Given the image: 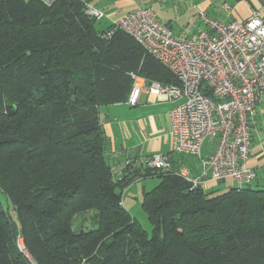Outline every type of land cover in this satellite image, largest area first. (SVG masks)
I'll use <instances>...</instances> for the list:
<instances>
[{"label": "trees", "instance_id": "obj_1", "mask_svg": "<svg viewBox=\"0 0 264 264\" xmlns=\"http://www.w3.org/2000/svg\"><path fill=\"white\" fill-rule=\"evenodd\" d=\"M86 3L0 0V264H264V186L117 175L99 107L127 101L133 73L176 78ZM137 176L160 178L144 192L152 236L123 202Z\"/></svg>", "mask_w": 264, "mask_h": 264}, {"label": "built area", "instance_id": "obj_2", "mask_svg": "<svg viewBox=\"0 0 264 264\" xmlns=\"http://www.w3.org/2000/svg\"><path fill=\"white\" fill-rule=\"evenodd\" d=\"M41 1L51 5L58 0ZM85 13L97 21L106 17L103 9L89 2ZM200 18L206 27L197 38H182L150 6L137 2L110 24L105 36L125 32L175 76L176 82H162L133 73L127 100L135 105L143 91L158 101L181 100L170 111L171 150L198 156L202 171L193 179L185 170L175 173L193 188H204L209 174L247 186L257 178L248 161L252 123L264 95V15L257 12L229 23L205 12ZM208 138L216 141V148L205 158L202 149ZM146 167L174 170L166 153L148 156ZM116 173L121 174L118 167ZM20 247L31 259L23 243Z\"/></svg>", "mask_w": 264, "mask_h": 264}, {"label": "crops", "instance_id": "obj_3", "mask_svg": "<svg viewBox=\"0 0 264 264\" xmlns=\"http://www.w3.org/2000/svg\"><path fill=\"white\" fill-rule=\"evenodd\" d=\"M106 12L104 20L108 25L129 10L135 3L142 2L155 12L154 3L166 4L179 9L180 17L185 22L175 28L173 19L169 23L175 34L183 38V34L199 35L206 27L200 18L205 12L209 17L229 23L233 20H244L260 12L264 15V0H84ZM157 13V12H156ZM158 15V14H157ZM192 24L191 30H186ZM106 26V27H107ZM188 36V35H186ZM181 100H156L148 92L143 91L135 105L128 101L99 107L100 119L107 136V154L112 164L121 171L126 168L132 175L146 170V158L155 153H166L170 156L172 168L185 170L189 178L201 175V160L196 155L178 154L171 150L170 111ZM207 140V139H206ZM203 143L202 156L208 157L216 148L213 144ZM249 165L257 171L253 185L264 186V95L258 104V111L252 123L251 150ZM158 177V176H153ZM159 178V177H158ZM143 178L137 176L140 183ZM160 179V178H159ZM158 179V180H159ZM137 183V184H138ZM237 186L231 178L214 179L209 174L204 181L207 191L225 192ZM124 202V200H123ZM125 205V202H124Z\"/></svg>", "mask_w": 264, "mask_h": 264}, {"label": "rangeland", "instance_id": "obj_4", "mask_svg": "<svg viewBox=\"0 0 264 264\" xmlns=\"http://www.w3.org/2000/svg\"><path fill=\"white\" fill-rule=\"evenodd\" d=\"M154 9L156 10L160 19L164 21H168L173 19V23L175 24V28H179L180 22L184 23V18H181L180 11L177 7H170L166 4L154 3ZM108 20H101L97 21V25L100 28H105L108 24ZM111 24V23H110ZM187 31L191 30L192 24H186ZM188 35V36H186ZM183 38H197L196 34H183ZM214 139L208 138L205 142L207 144H213ZM158 177H146L140 180L141 182L138 183L137 181H133L124 191L123 200L125 202L126 208L130 211V213L138 220V222L144 227V229L148 232L149 236L153 235V225L148 217L147 212L143 208V200H144V192L152 190L155 188L159 182ZM138 183V184H137ZM0 198L5 204L6 208H10L11 203L7 199V197L0 193ZM91 223L88 222L85 225L86 228H89Z\"/></svg>", "mask_w": 264, "mask_h": 264}, {"label": "water", "instance_id": "obj_5", "mask_svg": "<svg viewBox=\"0 0 264 264\" xmlns=\"http://www.w3.org/2000/svg\"><path fill=\"white\" fill-rule=\"evenodd\" d=\"M10 107L8 106V109H9Z\"/></svg>", "mask_w": 264, "mask_h": 264}]
</instances>
